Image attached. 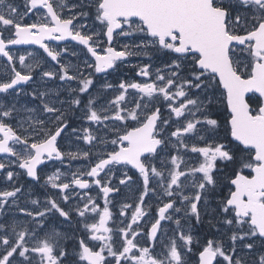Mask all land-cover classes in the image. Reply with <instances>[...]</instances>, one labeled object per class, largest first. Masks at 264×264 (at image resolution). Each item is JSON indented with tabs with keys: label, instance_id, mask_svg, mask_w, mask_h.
<instances>
[{
	"label": "snow or ice",
	"instance_id": "obj_1",
	"mask_svg": "<svg viewBox=\"0 0 264 264\" xmlns=\"http://www.w3.org/2000/svg\"><path fill=\"white\" fill-rule=\"evenodd\" d=\"M24 2L25 12L22 14L18 11V6L8 0H0V26L5 31L12 32L14 36L6 38L3 32H0V56L6 58L12 72L8 82H0V94L13 98L8 104L0 100V154L14 157V160L9 159V165L18 164L19 168L26 170L28 177L38 181L40 176L37 168L45 159L55 158L63 162L66 156L71 159L78 156L89 157L87 151L63 152L57 146L58 137L71 128L68 123L69 113L74 106L84 112L88 121L96 124L106 121H135L138 126L124 131L123 135L119 134L118 129H113L116 139L112 140L111 144L118 145V150L103 154L106 158L99 159L89 171L78 170L70 173V183H58L63 174L57 170L47 176V183L60 190H69L70 187L74 190L75 186L88 189L89 179L81 178L87 176L92 178V183L101 186V191L107 198L109 193L116 189L108 186L110 181L104 184H101V181L111 173L112 167L130 165L137 169L142 177V192L131 213L130 223L115 230V235L122 237L119 248L114 247L113 229L108 227L112 212L107 206V199L103 209H100L91 196L83 198L82 207H75L74 211L80 219H88V213L98 215V221L85 223L84 230L91 233L89 243L102 242L101 245L95 246L94 250V247H89L88 243L80 238L78 252L69 251L62 244L72 238L74 232H61L53 228L51 232H46L43 238L37 237V229L44 227L42 222L49 215L58 213L65 223L71 225L70 212L73 209L65 211L53 199L48 200V206L42 211L32 212L20 208V212L31 218L34 227L24 224L17 230L18 225L13 223L11 232L7 233L5 225L0 223V230L6 233L0 235V248L3 249L0 251V264H13L17 258H24L21 264H32L29 259L32 253L40 255V264H65L73 255L77 259L69 261V264H121L122 261L125 264H187L183 249L191 251L188 246L194 240L191 227L186 226L187 219L194 216L199 222L202 209L206 211L207 197L219 185V178L215 176L217 161L234 162L236 159V149L229 144L209 143L205 135H200L203 131L216 139L221 125L217 119L211 117L209 106L214 103L215 92L221 86L230 111V119L226 121L230 137L239 142L237 148L242 145L249 151L250 162L244 163L243 168L251 169L254 174H235L230 181L234 190L229 191L228 195L219 201L220 214L224 217L222 223L232 230L229 237L232 242L231 250L226 252L219 240H209L199 252V264H213L218 256L227 264H247V260L237 254V242L244 249L251 250L254 243H244L245 240L255 241L260 238L264 241V103L253 108L246 98L249 93H258L260 97H264V0H81V7L94 9L95 22L101 26L109 45L114 33L118 36L139 34V44L124 45L119 51L111 46L98 51L94 46L98 42L93 37L99 33L82 34L80 29L86 26L74 24L77 16L87 17L89 13L81 11L65 17L64 10L69 7L66 0H57L55 4L53 0ZM76 7L75 4L71 5V9ZM241 8L249 11H241ZM33 9L37 13L46 9V13L37 22L24 23V16ZM133 18H138L139 23H135ZM125 26L127 31L124 30ZM118 29L119 32L116 31ZM68 38L85 46L91 57L95 58L92 64L84 61L85 67L93 68L95 73H107L109 69L115 71L117 62L123 63L127 57L133 55L147 56L149 49L166 51L172 55L174 59L166 67L174 70L164 75L160 69H156L155 80L150 82L121 81L117 88L120 94L110 102V108L115 106L114 110L108 115L109 108L100 107L98 110L94 107L95 98L91 94L87 102L82 104L80 94H88L93 80L90 75L84 77L76 65L60 63L59 58L68 51L67 48L56 50L46 42L64 41ZM19 44L39 45L47 57L59 64V74L53 70L42 71L39 74L42 79L58 76V79L65 83L73 80L79 82L78 89H69L74 93L71 100H59L58 93L51 89L40 91L37 88L28 94L18 88L19 85L33 81V73L40 67V60L35 53L14 56L9 48ZM132 48L138 51H132ZM242 52L247 53L245 58H241ZM29 58L32 62L26 63ZM14 60H18L23 66L21 70L16 69ZM182 65L189 69L188 75L183 79L180 76ZM150 67L151 65L145 64L139 69L138 75L149 77ZM70 70L76 74L70 75ZM111 88L113 85L110 83L102 85V89ZM129 89L136 90L140 100L133 108L120 107L125 102V93ZM191 90H199V95L193 98ZM21 94L39 98L43 112L53 117L50 121L51 127H46L43 120L33 119L37 109L27 107H23V111L32 115L17 128L5 123L6 119L20 113L21 109L16 105ZM158 98L168 102L170 114H174L176 118L174 124L170 125L168 119H161L159 107L154 110L149 108ZM177 101H180L178 106ZM65 104L68 105L67 108H64ZM25 123L28 128L23 127ZM171 127L175 130L167 131ZM18 129L28 134L22 136ZM71 132L75 133L76 129L71 128ZM84 132L83 140L92 145L96 137L87 129ZM68 138L71 139L70 136ZM172 138H175V143ZM193 138L206 146L198 147L196 143L190 145L185 142L186 139ZM169 146L177 153L202 154L203 160L198 166L188 167L183 154L171 155V166L165 168L164 161L161 160L162 167L158 169L151 160L160 156V153L167 155ZM251 150H254V157ZM5 169L6 163L0 162V170ZM102 172L105 173L104 177L100 176ZM198 174H202L199 180ZM150 177L158 182L161 189L162 206L158 208V217L152 223L150 232L141 233L137 222L146 215L145 197L149 196L150 192L156 194L155 187H150ZM13 178V171H6V179L12 181ZM128 180L131 178L128 177ZM125 183V180H120V184ZM186 189L191 190L189 195L184 194ZM20 191V188L0 191V214L4 213L9 198H13L12 203L15 204V198ZM70 195L71 192L63 195L62 201H68ZM164 200L167 202H163ZM202 200L204 204H201ZM177 203L181 207H177ZM131 207L130 204L124 205L121 215L125 214L124 208ZM181 213L182 215H176ZM173 219L176 230L172 237H167L168 243L164 244L161 237L166 236V233L161 222ZM133 225H136V228H133ZM141 236L147 246L141 245ZM29 239L35 241L31 247L28 245ZM178 240L182 242L179 246ZM157 245H160L163 251L154 254ZM105 253L113 259L108 260ZM252 264H264V253L259 254L258 260H254Z\"/></svg>",
	"mask_w": 264,
	"mask_h": 264
},
{
	"label": "flooded vegetation",
	"instance_id": "obj_2",
	"mask_svg": "<svg viewBox=\"0 0 264 264\" xmlns=\"http://www.w3.org/2000/svg\"><path fill=\"white\" fill-rule=\"evenodd\" d=\"M12 1L17 3V4L19 3V0H12ZM8 2H11V0H8ZM53 2L55 4L57 2V0H53ZM66 3L69 7L64 10L63 14L65 17H68L69 15H75L81 11H85V12L89 13V15L87 17L77 16V19L74 20V24H83L86 26L85 28L80 29L82 34H91L94 32L99 33L98 36L93 37V39L98 42L96 45H94L97 47L98 51H100L102 49H106L109 46L116 48L119 51V50L123 49L124 45H130L131 46V45L139 44L138 34H133L132 36H118V35H116V33H114L112 43L109 45L107 43L106 36H105L103 30L101 29V26L99 25L98 22H95L94 9L88 8V7H81L80 6L81 0H66ZM73 4L77 5V7L74 9H71V5H73ZM69 9H71V10H69ZM240 10L241 11H249V10H245L243 8H241ZM19 12L22 14L25 12V4L21 6V9L19 10ZM45 13H46V9L42 10L39 13H37L36 10L33 9L26 16H24V23L37 22L38 20H40V17L43 16ZM134 21L137 24L139 23L138 19H134ZM41 22H43V21H41ZM124 30L125 31L128 30L127 26H125ZM116 31L119 32L120 30L118 29ZM0 32H3V34L6 38H14L12 32L5 31V29L2 26L0 28ZM241 34H243V33H241ZM46 42L49 43L50 47H53L56 50H61L64 48L68 49V51L66 53H64V55L62 57L59 58L61 64L71 63L72 65H76L79 68V70L83 73L84 77H88L90 75V78L93 80V85L89 88L88 94L81 93L79 98L81 99L82 104H84L89 99V94H91V96L93 98H95L94 107H96L98 110L100 107L105 108L106 107L105 104L107 102H111L112 100H114V98L117 95L120 94V92L117 90V88H118V85L121 81H124L126 83L127 82H139V83L150 82L152 80H155V70L156 69H160L161 72H165V73H168V72L174 70V69H169L166 67V65L171 63V61L174 59V57L166 51H155V55L153 56V58H149V59L148 58H141L138 55H133V56L127 57L123 63L117 62V67H116L115 71L109 69L107 73H95L93 68H86L85 64H84V61H87L88 64H92L94 62L95 58L91 57V53H88L85 46L79 44L78 41L68 39V40H64V41H46ZM9 50L14 54V56H18V55L27 56L28 53H35L36 56L40 60V67H37L33 73V81H30L28 83H25V84L18 86V88L23 89V93L30 94L33 92L34 89H37V88L40 91H46V90L51 89V90H54V93H58L59 100L69 101L73 98L74 93L70 92L69 89H78V87H79L78 81L73 80L70 83H65V81L59 80L58 76L55 78H51V79H49V78L42 79L41 76L39 75L42 71L53 70V71H56L58 74L60 71L59 64H57L55 61H52L50 57H47V54L44 52V50L39 45L29 44V45H21V46H10ZM131 50L132 51H138V49H136V48H132ZM153 51L154 50H151L150 52H153ZM72 53H76V55H72ZM161 54L163 55L162 56L163 60L166 62L164 64L162 63ZM240 55H241V58H245L247 56V53L242 52V53H240ZM13 62L16 64L17 70H21L23 68V66L19 64L18 60H14ZM31 62L32 61L30 58L26 60V63H31ZM145 64L151 65V67L149 69L151 75L149 77H143V76L138 75L139 69L141 67H143ZM188 71H189L188 67H185L184 65H182L181 70H180L181 79H183L184 77H186L188 75ZM75 74H76L75 72L70 70V75H75ZM11 76H12V72H11L10 68L8 67L6 58L0 56V82H8L10 80ZM105 83L112 84L113 88L106 89V90L102 89V85H104ZM220 91L222 92V94L217 95L216 94L217 91L215 92L216 99L214 101V104L211 105L210 113L212 114V113L217 112L218 114H225L226 121H227L230 119V111L227 108L225 94L223 93L222 87L220 88ZM137 93L138 92L136 90L129 89L128 92L125 93V102H123V104H121L120 107H126L129 109L133 108L135 106V103L138 100H140V98H138V96H137ZM191 94L194 97V96L199 94V90H191ZM53 98H55V94L53 95ZM12 99H13L12 97L7 96L6 94H0V100H2V102L5 104L10 103L12 101ZM247 99L249 101V104L253 108H256L261 103H264L263 97H260L257 93H251L247 97ZM18 100H19V103H17L16 107L18 109H21L20 113L18 115L14 114L12 118L6 119L5 123H10L14 128H17L18 125L21 122L25 121L29 115H32L31 113L23 111V107H27V108H36L37 109L36 114L33 115V119L43 120V121H45L46 127H51L50 121L53 119V117L50 114L43 112V106H42L41 101L39 100L38 97H33L32 95L21 94L18 97ZM176 104L178 105V102H176ZM57 106H59V105H57ZM67 107H68V105L65 104L64 108H67ZM156 107L160 108L161 119H164V114L166 113V111H167L166 109L168 108L167 104L164 102V100L161 101L160 99H158L157 101H155L154 104L149 106V108H151L152 110H154ZM223 107H224V109H223ZM69 116H70V119H69L68 123L71 125V128L76 129V132L72 133L71 128H70L66 133H62V136L58 137V139H57V146L63 152H82V151L89 152L87 147H86V145L88 143L83 140V136L85 134L84 130L87 129L90 131L89 124H88L89 121L86 120V118L84 117V112L82 110H79L75 106L73 107L72 111L69 113ZM23 127L28 128V125L25 123L23 125ZM131 128H129L128 130H130ZM220 129H221L220 130L221 132H222V130L224 131L223 127ZM225 130L227 133V139L226 140L228 141V144L231 147L233 145H235L237 148V145L239 143L235 142L230 137L229 126H226ZM18 131H19V134L22 136L28 134V133H26L22 130H19V129H18ZM30 131L31 130L29 129V132ZM121 135H123V134H121ZM69 136L71 137V139L68 138ZM17 148L19 150V146H17ZM117 150H118V148H117ZM237 151L242 152L241 158L242 157L249 158V151L245 150L244 146L240 145ZM251 155H252V157H254V150H251ZM101 158H106V155H104L103 157H99V155L95 157L94 155L90 156V153H89V157H87V158H84L82 156H78L76 159H71V158L66 156L64 158L63 162H61L60 160L55 159V158H53L51 160L45 159L44 164L40 165L37 168L40 179L38 181H36L33 178L28 177L26 170L19 168L18 164L13 163V164L9 165V163H8L9 159L14 160L15 159L14 157H9L8 154H0V162L6 163V169L0 170V187H1V185H4L6 187L10 185V181H8L6 179V171L10 170V171H13L14 177H18L21 175V178L24 179L23 183H24V188L26 189V191H29L31 189H32V191H34L36 189L41 191L40 189H42L46 194H49L51 196V199L56 200L57 202L59 199H61L59 201L63 205V203H64V201L62 202L63 195L60 197L61 194H60L59 189L53 188L51 186V184H49L48 188L41 187L42 186L41 184H42V181L44 178V172L49 170L52 173H56L57 170H59V172L62 173L63 175L61 176V179L57 182L62 183L63 181H65L67 179L71 180L70 173H74V169L72 168V166L86 164V165L90 166V168H91ZM227 164H230V165H228L229 170L231 172H233L232 170H234V172L236 173L237 168H236V166H233L234 162L227 163ZM118 166H121V165H118ZM126 167H129V170H128L129 175H127V177L131 178V180L127 179V181L134 182V180L140 176L139 172H137L135 169L131 168L130 166H126ZM89 170L87 169L84 172H87ZM105 171H107V169ZM16 172H20V174H17ZM80 172H82V171H80ZM238 173H241V172H238ZM242 174L252 175L254 173L252 172L251 169H247L246 171L242 172ZM100 176L104 177L105 173L102 172L100 174ZM81 178L82 179H89V188L88 189H80L78 186L74 187V189L76 191V193H75L76 196L80 197L81 199H83L85 196H91L94 201L100 202V201H105V199H109L111 197L118 198V197H120L121 193L123 192L122 191L123 188H122L120 182L117 183V179H113V180H111L110 183H108V186L113 187L114 189H116V191L109 193L108 197L105 198L103 195V192L101 191V186L95 185L94 183H92V178H89L87 176H83ZM97 178H99V177H97ZM233 178L234 177H232L230 179L228 178L225 181H222L223 186L219 192V195H222L223 198L228 195L229 191L234 190V186H232L230 184V181ZM105 180L106 179L102 180L101 184H104L106 182ZM116 183L119 185H116ZM69 190L72 192L73 188L70 187ZM65 191H67V190H62V194ZM124 194H125V192H124ZM19 199L22 202L24 201L23 196H19ZM11 209H12L11 207L6 206L4 209V213L0 214V221H2L1 222L2 224L5 225V223H8V224L12 223L13 219L11 218V215H12V212L10 211ZM65 211H66V209H65ZM154 214L155 213L152 211L151 215H154ZM218 214H220V211L216 210L215 215L213 217H206V219H209L210 222L205 221L202 224L199 221V230L197 232L199 233L198 234V241L200 242V244H197L193 240V246L191 247V251H187V249L184 251V253H185L184 259L186 260L187 264H199V252L203 250V246H202L203 235H204L205 239L212 240L211 239L212 233L214 231H220L219 227L216 224L211 223L212 219L213 220L217 219ZM53 215H54L53 217L57 221H60V216L58 213H55ZM154 216L147 223V224H149L148 227H147V225L143 227L144 230H147L149 228L148 231L150 232L152 223H154L155 218L158 217V215L155 216V218H154ZM200 219H202V217ZM71 220H74V217H71ZM141 221H142V219H140L138 222H141ZM164 223H165V221L161 222L162 226ZM190 227L195 228L196 223H193L192 225H190ZM10 232H11V230L7 231V233H10ZM3 234H6V233H3ZM191 234L194 237L195 234L193 232H191ZM79 236H80V238L84 239L85 243H88L86 238H84V236H82V235H79ZM9 238L11 239V236H9ZM195 238H196V236H195ZM221 241L223 242L224 249L226 247L231 249L232 242L230 239L228 242H225L224 240H221ZM250 241L251 240H245L244 243H250ZM255 241L260 245V249L262 250L261 252L264 253V241H262L260 238H256ZM88 245H89V247H94V250H95L94 245H91L89 243H88ZM243 249H244L243 246L239 242H237V250L242 251ZM244 250L248 251L247 249H244ZM1 251H3V249ZM19 259H21V258H17L16 260H14L13 264H19ZM112 259L113 258H109L108 260H112ZM222 263H223L222 258L218 256L213 264H222ZM121 264H123V263L121 262Z\"/></svg>",
	"mask_w": 264,
	"mask_h": 264
},
{
	"label": "rangeland",
	"instance_id": "obj_3",
	"mask_svg": "<svg viewBox=\"0 0 264 264\" xmlns=\"http://www.w3.org/2000/svg\"><path fill=\"white\" fill-rule=\"evenodd\" d=\"M9 3H11L13 5L16 4L15 6H18V11L21 9V6L25 4L24 0H19L18 4L13 2L12 0ZM0 28H1V26H0ZM138 40H139V43H140L139 34H138ZM148 51H149V55L145 56V55L141 54V55H138V56L141 57V58H148V59L149 58H153V56L155 55V51L150 52L151 49H149ZM162 56L163 55L161 54L162 63L164 64L166 62L163 60ZM168 73L161 72V74H164V75H166ZM216 94L217 95L218 94H222L220 89L217 90ZM137 96H138V98H140L139 93H137ZM158 99L163 101L162 98H158ZM181 99H183V98H181ZM144 102H147V101H142V103H144ZM164 102L166 104L168 103L167 101H164ZM177 102L179 104L180 101H177ZM105 105H106L105 108H109V111H108L107 114L111 115L115 106H112L110 108V102H107ZM151 105L152 104H150L149 106H151ZM211 105L209 106V112H210ZM223 109H224V107H223ZM166 110L167 111L164 114V119H168L169 120V124L172 125V124L175 123L176 118H175L174 114H170V110L168 108ZM211 117L214 118V119H217L220 122V125H221L220 128L223 127L224 131L222 130V132H221L220 131L221 129L219 128L218 131H217V134H216V139H214L212 136L206 135V133L203 132V131L200 132V135H205L206 139L208 140L209 143L223 142V143H227L228 144V141L226 140L227 139V133H226V130H225V127H226V125H225L226 124L225 114H218L217 112H215V113L211 114ZM88 124H89V129H90L91 134L96 137V141H94L92 145L87 144L86 147H87V149H88V151L90 153V156L94 155L95 157L98 156V155H99V157H103L104 156L103 154H106V153L111 152L113 150H117L118 145L111 144V141L116 139V132H114L113 129H118L119 130V134L121 135V134L124 133V131L128 130L129 128L138 126L135 121H115V122L106 121V122H103L101 124H96L95 122L89 121ZM174 130H175V128L171 127L167 131H174ZM167 131L165 132V135L167 134ZM172 142L175 143V138H172ZM185 142L189 143L190 145L193 144V143H196L198 147L206 146L203 142H197V140L195 138H193L191 140H187L186 139ZM232 148L236 149V151H235L236 159L234 161L233 166H236L237 171L235 173L234 170H232L233 172H231L229 170V166L228 165H230V164H227V163H231V162H220L219 160L217 161V170L215 172V176L219 178V185L214 191H211L210 195L207 197L206 211L202 209V211H201L202 219L199 220L202 224L205 221L210 222V220L206 219V217H213L215 215L216 210L220 211L219 201L223 199V196L219 195V192H220V190H221V188L223 186L222 185L223 184L222 181H225L228 178L230 179V178L234 177L235 174H237L238 172H244V171L247 170V169L243 168V164L247 163V162H250L249 158H244V157L241 158L242 152L237 151L238 148H236L235 145H233ZM178 154H183V153H177L175 151V149H172L169 146L167 155H165V153H160V156H158L157 158L151 160V163H154L156 165V167L158 169H160L162 167L161 160H163L164 161V165L163 166L165 168H167V167L171 166L169 164L170 156L171 155H178ZM183 155H184V160L186 162V165L188 167L198 166L199 163H201L202 160H203L202 154H199V153L188 152V153L183 154ZM183 167L184 166L182 165V169H183ZM72 168L74 169V172H77L78 170L84 172L87 169L89 170L90 166L84 164V165H75V166H72ZM128 170H129V167L116 165L115 167L112 168L111 173H109V175L105 178L106 179L105 181H110V182L113 179H117V183H119L120 180H125L126 181L125 184H123V185L121 184V186L123 188L122 189L123 192L121 193L120 197H118V198L111 197V198L107 199V201H108V205L107 206L109 207V209L112 212V217L108 221V227L113 229V234L112 235H113V242H114V247L115 248H119L120 247V239H122V237L118 238L115 235V230L117 228H124L127 223H130V216H131L130 213L132 211H134L136 205L139 202V196H140V194L142 192V177L141 176L137 177L134 180V182L127 181V179H128L127 175H129L128 174ZM16 173L20 174V172H16ZM52 174L53 173L50 172L49 170L44 172V178H43L41 187L48 188L49 183H47V176L52 175ZM201 175L202 174H198L197 175V180L200 179ZM70 181L71 180L67 179V180H65L63 182L70 183ZM23 182H24V179L21 178V175H20L18 177H14L13 180L10 181V185L9 186L6 187L4 185H1V187H0V191H12V190H14V188H20L21 189V191L19 193H17V197L15 198V204L12 203V199L13 198H9L8 199V203L5 205V207L7 206V207H11L12 208L10 211L12 212L11 218L13 219L11 224L5 223V227H6L7 231L11 230V225L13 223H16L18 225V229H19V227H22L24 224H28L29 227H34V224H33L32 220H31V218L27 217L25 215V213L20 212L19 209L20 208H26V209H28L29 211H32V212H35L37 210H41L42 211L45 207L48 206L47 202H48V200L51 199V196L49 194H46L42 189H40L42 192L39 191L38 189H36L34 191H32V189L29 190V191H26V189L24 188V183ZM117 183H116V185H119ZM150 187H155L156 194L153 195L150 192L149 196L145 197L144 210L146 212V215H145V217L141 218L142 219L141 222H138V224L140 225L139 231L141 233H145V232L148 233L149 232L148 231L149 228L147 230H144L143 227L146 226V225L148 227L149 224H147V223L149 222V220H151V218L155 214H156L155 216L158 215V208L160 206H162V203H161V199H162V197H161V189L158 186V182L155 179L151 178V177H150ZM190 191H191L190 189H186L184 194L185 195H189ZM69 192H71V191L67 190V191L63 192V194H62V190H60V194H61L60 197L62 195H68ZM72 192H71L69 200L64 202L63 205L59 201L61 199H59L58 202L56 201L60 205V207L66 209V211H69L70 209H73V211L70 212L71 217H74V220H71V225L65 223L63 217H60V221H57L53 217L54 215H49L42 222L44 227L40 228V229H37V237L38 238H43L45 233L46 232H51L53 228H55L56 230L61 231V232H65V231H68L70 233L74 232V236L72 238H69L66 241H63L62 244H63V247L66 248L67 250L73 251V252H78L79 251L78 239H80L79 235L84 236V238H86L88 243H89V238L91 236L90 232H87V231L84 230V224L85 223H89L90 224V223L97 222L99 217H98V215L96 213H88L87 214L88 219L85 220V219L78 218V216L75 213L74 209H75V207L77 205H79L80 207L83 206V203H82L83 199H81L80 197L76 196L75 189L72 190ZM124 192H125V194H124ZM19 196H23L24 197V201L23 202L19 199ZM33 201H37L38 203L37 204H33L32 203ZM163 202H167V201L164 200ZM95 203L99 205L100 209H103V207L105 206V201H100V202L95 201ZM129 204L132 205V207L131 208H124L125 214L121 215V208L124 205H129ZM201 204H204V200L201 201ZM177 207H181V205L179 203H177ZM198 207H200V205H198ZM152 211L155 213L154 215H151ZM182 211H183V209H182ZM176 215H182V213L181 214H176ZM155 216H154V218H155ZM175 218H176V216H174V219ZM174 219H173V221H165V223L162 226L163 231L166 233V236H162L161 237V239L163 240L164 244L168 243L167 237H172L174 235V232L176 230V225L174 223ZM223 219H224V217L221 216V214H218L217 219H215V220L212 219L211 220V223L216 224L219 227V230H220V231H214L212 233L211 239L214 242L217 241V240H219V241L224 240L225 242H228L229 241V237L232 234V230L229 229L227 226H225L222 223ZM1 222L2 221H0V223ZM183 223H184V221L182 220V224ZM193 223H196V227L195 228L192 227L191 228V232H193L195 234L194 235V241L197 244H200V242L198 241V234L199 233L197 232L199 230V222H197V220L195 219L194 216L193 217H189L187 219V225L186 226H190ZM133 228H136V225H134ZM3 233H5V232L3 230H0V235H2ZM195 236H196V238H195ZM139 240H140V243L142 244V246H147V244H145V239H144L143 236L139 237ZM208 241H209V239H205L204 235H203L202 246L203 247L206 246ZM34 243H35V241H33L31 239L28 240L29 247L33 246ZM149 243H150V241H149ZM181 243H182L181 241H179V240L177 241L178 246ZM250 243H254V248L253 249L248 250V251H246L244 249L242 251L237 250V254L240 255L241 257H244L247 260V264H252V262L254 260H258L259 254H262V252H261L262 250L260 249V245L256 241L251 240ZM89 244L94 245V246H98V245H101L102 242L101 241H92ZM222 244H223V242H222ZM192 246H193V243L191 245H189L188 247L191 248ZM1 250H2V248H0V251ZM185 250H186V248L183 249L184 257H185V253H184ZM224 250L226 252H229L231 249L226 247ZM162 251H163V249L161 248V246L157 245L154 254H159ZM105 255H106L107 259L112 258V257H108L107 253H105ZM29 259H31L32 264H40L41 258H40V255L38 253L30 254L29 255ZM76 259H77V257L75 255H73V256L69 257L68 260L65 261V264H69V261H75ZM23 260H24V258L19 259V264H21V262ZM222 262H223L222 264H227V262L224 261L223 258H222ZM122 263L125 264L124 261H122ZM82 264H87V263L86 262H82Z\"/></svg>",
	"mask_w": 264,
	"mask_h": 264
},
{
	"label": "water",
	"instance_id": "obj_4",
	"mask_svg": "<svg viewBox=\"0 0 264 264\" xmlns=\"http://www.w3.org/2000/svg\"><path fill=\"white\" fill-rule=\"evenodd\" d=\"M133 19H138V18H133ZM68 39H71V38H68ZM68 39H66V40H68ZM21 45H29V44H19V45H13V46H21ZM222 87V86H221ZM251 93H249L248 94V96L250 95ZM258 94V93H257ZM259 95V94H258ZM247 98V97H246ZM263 99H264V97H263ZM233 140H234V138H232ZM236 142V141H235ZM237 143H239V142H237ZM245 147V146H244ZM42 164H44V161L40 164V165H42ZM40 165H38V167L40 166ZM130 166V165H129ZM131 168H132V166H130ZM134 169V168H133ZM106 170V169H105ZM137 172H138V170L137 169H135ZM214 263V262H213Z\"/></svg>",
	"mask_w": 264,
	"mask_h": 264
}]
</instances>
